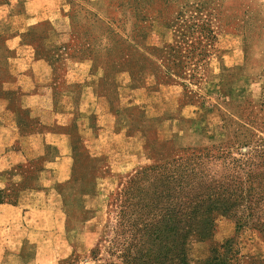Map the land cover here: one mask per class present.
Returning <instances> with one entry per match:
<instances>
[{
	"label": "rangeland",
	"instance_id": "obj_1",
	"mask_svg": "<svg viewBox=\"0 0 264 264\" xmlns=\"http://www.w3.org/2000/svg\"><path fill=\"white\" fill-rule=\"evenodd\" d=\"M202 1L64 0L50 19L33 20L16 34L0 35V119L16 126L18 133L28 132L33 123L75 124L76 114L58 113V106L77 107L86 86L97 94L94 130L99 137L77 134L74 138L75 182L70 179L63 188L65 226L59 242L44 244L64 256L37 258L35 264H122L116 243L126 239V246L140 238L138 234L115 232L119 194L128 178L140 167L183 155L181 150L187 144L190 148L210 147L212 140L222 136L225 141L228 135L223 127L237 130L240 117L251 110L252 120H262L264 0H209L206 11L214 15L218 49L197 68L198 78H176L174 83L162 84L163 78L147 73L163 69L151 48L172 41L178 23L171 26L170 20L173 22L183 4ZM131 3L139 5V17L144 19L139 25ZM163 8L167 14L161 18L158 13ZM110 30L120 41L114 44V51H108L114 36ZM123 52L132 54L131 62L125 61ZM139 72L145 78L139 79ZM128 80L133 90L155 97L159 93L158 98L126 107L128 101L142 99L141 94L127 93ZM180 82L187 85L180 86ZM184 106L188 109L183 110ZM114 115L127 118L129 126L123 129L119 120L113 122ZM191 118L195 125L180 122ZM248 127L264 136L260 129ZM52 130L44 132L46 141ZM121 131L130 139L126 152H122L120 139L110 152V141L103 138ZM9 148L11 152L18 150L16 145ZM14 191L11 188L4 197L13 199ZM251 227L242 226L233 214L217 216L208 240L188 241L189 264H197L210 255L212 247L220 245L231 248L228 256L237 253L236 258L231 257L233 264H251L253 257L264 258V237ZM141 240L146 241V237ZM142 248L146 254L151 249L157 251L147 244ZM136 254L132 248L131 255Z\"/></svg>",
	"mask_w": 264,
	"mask_h": 264
},
{
	"label": "trees",
	"instance_id": "obj_2",
	"mask_svg": "<svg viewBox=\"0 0 264 264\" xmlns=\"http://www.w3.org/2000/svg\"><path fill=\"white\" fill-rule=\"evenodd\" d=\"M209 4V0L183 4L173 22L170 20L171 26L178 23L172 41L161 48H151L163 69L147 73L163 78L162 84L174 83L176 78H198L195 76L197 68L217 51L219 33L214 15L206 11ZM131 8L135 22L138 20V25L141 24L144 19L139 17V5L132 4ZM165 9L158 13L159 17L167 14ZM162 21L167 23L168 20ZM109 32L114 36L110 37L108 51H114V44L120 41L115 39L117 34L113 30ZM123 57L131 62L132 54L123 52ZM130 73L135 77L132 70ZM137 76L143 79L146 75L139 72ZM263 107L264 99L259 112ZM252 117V110L240 117L238 129L232 132L224 126L228 135L225 141L224 136H220L212 140L210 147L190 148L192 145L187 144L188 147L181 150L183 155L176 154L169 161L140 167L128 178L119 194L118 232H115L138 234L140 238L126 246V239L116 243L120 246L118 257L122 264H168V261L189 264L188 241L191 238L208 240L217 216L224 214L236 215L242 226H252L264 237V136L248 127L251 125L264 132V113L260 121ZM180 122L195 125L192 119H180ZM200 135L204 137L202 132ZM211 136L207 138L212 139ZM142 236L146 241L141 240ZM145 244L157 251L151 249L144 253ZM132 248L136 256L131 255ZM225 248V245L212 247L210 255L197 264H233L231 257L238 255L228 256L231 248ZM220 249L225 251L221 253ZM251 260V264H264V258Z\"/></svg>",
	"mask_w": 264,
	"mask_h": 264
},
{
	"label": "crops",
	"instance_id": "obj_3",
	"mask_svg": "<svg viewBox=\"0 0 264 264\" xmlns=\"http://www.w3.org/2000/svg\"><path fill=\"white\" fill-rule=\"evenodd\" d=\"M62 2L64 0H0V35L16 34L33 20L43 22L50 19ZM89 87L82 91L77 107L64 109L58 106L56 110L67 116L75 113V124L59 121L35 126L33 123L28 132L18 133L16 126L12 127L0 119V195L3 196L0 198V264H35L37 258L49 260L64 256L44 244L59 242L65 226L63 188L74 174V138L77 134L82 138L99 137L94 130L97 94ZM127 87V93H143L133 90L130 80ZM158 94L156 97L143 94L141 101L133 99L125 105L146 103L158 98ZM176 98H173L174 103ZM182 109H188V106ZM190 115L194 117L192 111ZM115 119L119 120L123 129L129 126L127 118L114 115L112 121L115 122ZM51 129L52 133L46 141L44 132ZM103 139L110 141V152L118 147L114 146L117 139L123 141V153L130 144L123 131ZM10 145H16L18 150L11 152ZM11 188H15L14 198L7 199L4 196L10 193ZM46 229L49 231L46 232Z\"/></svg>",
	"mask_w": 264,
	"mask_h": 264
}]
</instances>
